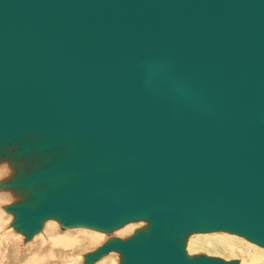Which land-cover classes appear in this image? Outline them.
I'll list each match as a JSON object with an SVG mask.
<instances>
[{
	"label": "water",
	"instance_id": "95a60500",
	"mask_svg": "<svg viewBox=\"0 0 264 264\" xmlns=\"http://www.w3.org/2000/svg\"><path fill=\"white\" fill-rule=\"evenodd\" d=\"M5 162L27 240L144 223L84 264H241L187 243L264 248V0H0Z\"/></svg>",
	"mask_w": 264,
	"mask_h": 264
},
{
	"label": "rangeland",
	"instance_id": "374dc122",
	"mask_svg": "<svg viewBox=\"0 0 264 264\" xmlns=\"http://www.w3.org/2000/svg\"><path fill=\"white\" fill-rule=\"evenodd\" d=\"M8 205L9 204L7 203V204H3L2 206L6 207ZM3 207H1V209ZM1 209H0V221H1L0 223L3 224V229H5L3 231H6L7 229L11 230L10 228H11L13 217L12 215L7 214V212L5 213V209L4 211L3 209L2 210ZM143 225L144 223L131 224V225H128L114 232L112 235L109 236L103 233H99V232L92 231V230H86V229H78V230L75 229L77 231L72 232L73 229H70L71 231L62 229L59 223L53 224L55 229H57L56 232L59 234L60 238L62 237L67 238L69 236L70 238H73V239H81V238H85L86 236H91L90 238H92V236L94 235H99L101 237V240L103 241V242H100V240H98V241H95L93 245L91 246L89 245L86 246V244H83V248H78L76 250L67 249L63 251L67 254L63 257L67 260L65 264L67 263L68 264H84L83 258L85 254L91 253L94 250H96L110 237H117V238L125 239L129 237L131 234H133V232L136 229L142 227ZM13 231L14 233H17L15 232V230ZM43 231L41 232L42 235L44 234ZM42 235L40 236L38 235V237L35 236L36 238L34 237L32 241H29L27 243L25 240V236L21 234L23 238L22 240H20L19 242L20 244H17V247L21 250L20 252L25 253L26 248L28 246H32L33 244H36L37 239L43 237ZM187 251L190 255L204 254L207 256L219 257L226 261L239 260L241 264H264V249L263 248H260L246 241L243 238L225 234V233L194 235L188 241ZM63 258H59V259L64 261ZM104 258H112L114 260V264H119L120 262V255L117 253H111ZM18 260H19L18 263H23L24 258L20 256ZM10 264H14V263H10ZM47 264H54V263L49 262ZM95 264H98V263H95Z\"/></svg>",
	"mask_w": 264,
	"mask_h": 264
},
{
	"label": "bare ground",
	"instance_id": "6f19581e",
	"mask_svg": "<svg viewBox=\"0 0 264 264\" xmlns=\"http://www.w3.org/2000/svg\"><path fill=\"white\" fill-rule=\"evenodd\" d=\"M12 172L13 171H12V169L8 163L5 162V163L1 164L0 165V182L7 179L9 176H11ZM17 200H19V198L18 197L15 198V196L13 194H11L10 192L0 190V209H1V207H3L2 206L3 204L8 203L10 205L11 203H13ZM2 209L4 211L5 207H3ZM6 212L7 211L5 210V213ZM7 214H9V213L7 212ZM54 223H57V222L48 221L45 223L44 228H43L44 231L42 230L44 234L42 235L41 234L42 231H41L40 234L38 233L37 235H35L37 237H38V235L39 236L42 235L43 237L38 238L37 242L35 241L36 244H33L32 246H28L25 250V253H23V252L21 253L20 252L21 250L17 247V244H20L19 242L23 238L21 236L22 233L13 229V227L10 228L11 230L7 229L6 231H3L5 229H3V224L0 223V264H10V263H14V264H47L49 262L50 263L53 262L54 264H65V262L67 260L63 257L67 254L63 251H65L67 249L76 250L78 248H83V244H86V246H88V245L91 246V245H93V243L95 241H98V240H100V242H103L99 235H94V236H92V238H90L91 236H86V237L83 236L85 238H81V239H73V238H70L69 236L67 238H65V237L60 238L59 234L56 232L57 229H55V227L53 226ZM131 224H137V223H130L128 225H131ZM128 225H126V226H128ZM62 229L68 230V231L70 230V229H65L63 227H62ZM78 229L92 230V229H87V228H77V230ZM120 229H122V228H120ZM120 229H118V230H120ZM13 230H15V232H17V233H14ZM77 230L73 229L72 232L77 231ZM118 230H116V231H118ZM92 231H94V230H92ZM209 234H212V233H209ZM225 234H228V233H225ZM64 235H66V234H64ZM194 235H205V234H193V235H191V237ZM229 235H231V234H229ZM233 236H236V235H233ZM237 237H239V236H237ZM33 238L27 240L26 236H25V240L27 243L29 241H32ZM240 238H242V237H240ZM86 246H84V247H86ZM111 253H117V252H110L109 254H111ZM117 254H119V253H117ZM108 255H106V256H108ZM20 256L24 258L23 263H18V261H19L18 259L20 258ZM106 256H104V257H106ZM104 257H102L100 260H98L99 262L96 261L95 263H98V264H114V260L112 258H104ZM59 258H63L64 261L60 260ZM100 261H102V262H100Z\"/></svg>",
	"mask_w": 264,
	"mask_h": 264
}]
</instances>
